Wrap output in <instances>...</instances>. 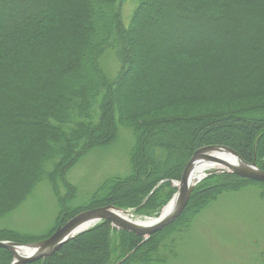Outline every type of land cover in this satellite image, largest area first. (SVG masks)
<instances>
[{"label":"trees","instance_id":"1","mask_svg":"<svg viewBox=\"0 0 264 264\" xmlns=\"http://www.w3.org/2000/svg\"><path fill=\"white\" fill-rule=\"evenodd\" d=\"M123 4L0 0V215L28 194L43 167L42 177L51 178L61 202H68L76 186L63 178L66 170L81 154L109 144L121 124L136 127L130 176L109 178L104 195L100 190L84 205L63 207L62 224L101 207L157 209L169 200L168 190L171 197L177 191L170 181H181L203 148L228 147L264 171V0H137L128 27ZM111 47L127 74L143 73L139 86L120 77L121 70L109 79L101 63ZM255 99L260 102H249ZM206 102L235 107L138 122L173 105ZM48 162L59 165L54 177ZM31 163L36 174L28 181ZM247 184L259 185L264 198L263 182L214 174L195 189L181 216ZM173 229L174 223L137 247L141 237L103 221L54 256L29 264H150L148 253L164 236L174 243ZM5 231L0 241L12 240ZM12 262V253L0 249V264Z\"/></svg>","mask_w":264,"mask_h":264},{"label":"rangeland","instance_id":"2","mask_svg":"<svg viewBox=\"0 0 264 264\" xmlns=\"http://www.w3.org/2000/svg\"><path fill=\"white\" fill-rule=\"evenodd\" d=\"M159 4V2L154 4V8L159 6ZM136 5L137 0H124L122 16L126 27L130 25V19ZM147 9H149L148 13L152 11L150 7ZM149 14L152 17H160L156 11ZM186 37L188 36L185 35L183 38ZM131 54L137 60L141 61L143 59L142 55L136 53L134 48ZM101 66L111 80L116 77L120 70V77L128 75L133 82H136L137 78L143 74L138 73V70L127 74L129 67L125 69L121 65V58L113 47L102 57ZM129 66L132 67L131 65ZM136 83L139 86L140 80L138 79ZM125 89H128V84H125ZM124 92L126 93V90ZM249 102L254 104L260 101L255 99ZM233 107L235 105L229 107L224 103L218 104V102H206L188 106L183 104L173 105L172 107L163 108L149 117L141 118L138 122L143 120L145 122L160 117L173 119L182 114H203L212 111H223ZM121 125L117 127L111 136L112 140L109 144L107 142L106 145L95 146L85 154L80 153L81 155L76 158L74 164L66 170L63 178L65 177L70 184L76 186V195H70L68 202H61L62 197L56 191L55 182L51 178L42 177L44 172L47 171L43 170L44 167L42 172L40 171L36 174L33 168L34 164L28 165L27 176L29 175L30 179L28 177L29 180H27L30 181L36 174L30 184L28 194L17 206H12L4 214L0 215V229L9 231H5L3 235L13 238L12 240H5V242L30 244L49 239L57 231L58 227L67 224L61 223L63 216L61 209L63 207L68 206V209H75L74 207L84 205L95 194L99 193L107 179L118 176L124 179L130 176L129 159L135 144L133 130L136 127H133V124ZM46 165L45 169L53 166L51 162ZM58 166L57 164V166L52 167L53 177L58 172ZM216 166L219 168L207 170L205 173L216 170L220 173L219 169L222 166ZM256 166L258 167L257 162ZM186 170L187 168L185 173ZM217 172L204 178L218 174ZM166 182H169V180ZM175 182L180 181L171 180L172 188H176ZM163 183L164 181L158 183L154 190ZM63 187L62 195L66 196L67 187L65 185ZM261 192L262 189H260L259 185L247 184L240 190L224 191L200 209H196L194 212L187 211L181 216L190 203L191 196L182 213L173 222L158 231L162 232L174 223V229L171 230L173 231L174 243L168 240L167 235L164 236L160 245L154 251L148 253L149 257L153 259L150 264H162L157 263L160 261H163L164 264H264V198H262ZM100 193L104 195L102 190ZM165 196L169 200L165 201V199H162L164 202L157 206V209L155 207L150 212L138 213L137 209H128L132 214V219L159 218L171 205L174 198V196L171 197L170 190ZM166 233H170V231H166ZM113 236L115 238L116 235L113 234ZM150 237H141L137 247L145 244ZM172 244L174 247L171 249L170 245ZM166 245L169 246L166 247Z\"/></svg>","mask_w":264,"mask_h":264},{"label":"water","instance_id":"3","mask_svg":"<svg viewBox=\"0 0 264 264\" xmlns=\"http://www.w3.org/2000/svg\"><path fill=\"white\" fill-rule=\"evenodd\" d=\"M225 151L231 152L238 158V166H235L222 159H219L218 161L216 158L201 159V157L206 153ZM197 162L204 165H210V163L214 165H220L222 168L219 169V171H224L226 169L228 172L247 180L264 183V172L256 166V162L248 163L244 161L236 152L227 147L211 146L200 149L194 154L187 166L186 173L184 174L182 180L180 182H175L178 192L172 201V203H174L173 213L154 226L148 228L141 227L117 214L118 212L128 213L129 211H124L115 206H109L88 210L79 214L75 218L71 219L66 225L60 226L57 231L45 241L30 244L0 241V249H6L12 253L14 256L12 264H28L42 259L45 260L55 255L72 239L92 229L103 221L111 222L113 227L118 229L131 232L140 237L146 236L148 238L173 222L185 209L190 201L193 191L198 186V184L205 179L204 177L218 171L216 170L204 173V175L201 177L200 175L195 174L194 171L192 172V167ZM88 222H91L92 226L89 228H84V225ZM24 248H27V250L24 251Z\"/></svg>","mask_w":264,"mask_h":264},{"label":"bare ground","instance_id":"4","mask_svg":"<svg viewBox=\"0 0 264 264\" xmlns=\"http://www.w3.org/2000/svg\"><path fill=\"white\" fill-rule=\"evenodd\" d=\"M203 158H216V160L218 161L219 159L225 160L231 164H234L236 166L239 165V160L238 158L232 154L229 151H225V152H209L204 154L201 159ZM214 164L210 163V165H204V164H200L199 162H197L195 165H193L192 167V172L194 171L195 174L198 175H203L207 170L210 169H217L219 168L218 166H213ZM174 209V203H172L165 211L164 214L161 215L159 218L157 219H153V218H145V220L143 219H132V214L131 213H123V212H118L117 214H119L121 217H124L125 219H128L132 222H134L135 224L141 226V227H151L154 226L155 224L159 223L160 221H162L164 218H166L167 216L171 215L173 213ZM92 226L91 222H88L84 225V228H89ZM24 251L27 250V248L23 249Z\"/></svg>","mask_w":264,"mask_h":264}]
</instances>
